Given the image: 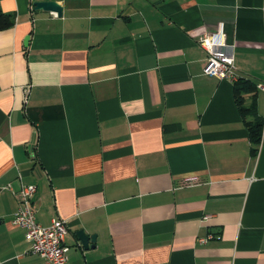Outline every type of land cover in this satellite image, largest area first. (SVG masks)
Instances as JSON below:
<instances>
[{"label":"crops","instance_id":"0c3cea01","mask_svg":"<svg viewBox=\"0 0 264 264\" xmlns=\"http://www.w3.org/2000/svg\"><path fill=\"white\" fill-rule=\"evenodd\" d=\"M0 10V264H44L12 224L20 185L39 224L67 223V264H264V0ZM218 32L257 87L254 154L233 83L203 74L198 38Z\"/></svg>","mask_w":264,"mask_h":264},{"label":"built area","instance_id":"2783aa9c","mask_svg":"<svg viewBox=\"0 0 264 264\" xmlns=\"http://www.w3.org/2000/svg\"><path fill=\"white\" fill-rule=\"evenodd\" d=\"M197 43L206 52L204 75L229 80L231 83L238 80L233 46L225 44L222 32L204 33L198 38ZM199 182L197 176H187L180 181V186H195ZM5 189L18 196L19 206L13 215L12 224L24 230L25 240L30 244V253L40 257L44 264H67L68 248L64 241L67 223L62 219H53L48 226L37 222L32 203L36 192L35 185H20L17 192H13L10 187ZM204 219H207V216ZM215 237L210 233L198 241L206 244Z\"/></svg>","mask_w":264,"mask_h":264},{"label":"trees","instance_id":"16d2710c","mask_svg":"<svg viewBox=\"0 0 264 264\" xmlns=\"http://www.w3.org/2000/svg\"><path fill=\"white\" fill-rule=\"evenodd\" d=\"M13 23V15L4 13L0 10V30L12 27ZM233 89L235 102L243 119L244 125L248 131L249 140L253 146L251 151L254 154L260 144L263 119L256 115L255 103L253 99L249 105L245 106V96L251 95L254 98L257 87L249 80L238 79L233 83Z\"/></svg>","mask_w":264,"mask_h":264},{"label":"water","instance_id":"95a60500","mask_svg":"<svg viewBox=\"0 0 264 264\" xmlns=\"http://www.w3.org/2000/svg\"><path fill=\"white\" fill-rule=\"evenodd\" d=\"M33 9L36 11L54 12L61 16V7L54 1H39L33 3ZM77 238L79 240L78 245L84 250L89 248H94V243L96 240V235H87L83 230L76 232Z\"/></svg>","mask_w":264,"mask_h":264}]
</instances>
